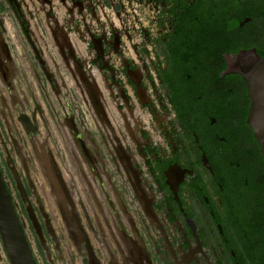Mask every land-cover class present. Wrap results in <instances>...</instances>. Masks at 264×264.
Instances as JSON below:
<instances>
[{
	"label": "flooded vegetation",
	"instance_id": "1",
	"mask_svg": "<svg viewBox=\"0 0 264 264\" xmlns=\"http://www.w3.org/2000/svg\"><path fill=\"white\" fill-rule=\"evenodd\" d=\"M241 51L264 0H0V264H264Z\"/></svg>",
	"mask_w": 264,
	"mask_h": 264
},
{
	"label": "water",
	"instance_id": "2",
	"mask_svg": "<svg viewBox=\"0 0 264 264\" xmlns=\"http://www.w3.org/2000/svg\"><path fill=\"white\" fill-rule=\"evenodd\" d=\"M228 72L240 74L248 82L251 107L248 123L261 145L264 156V58L253 51H241L228 58ZM15 220L6 196L0 189V225L4 236L15 244L13 225ZM15 241V242H14Z\"/></svg>",
	"mask_w": 264,
	"mask_h": 264
}]
</instances>
